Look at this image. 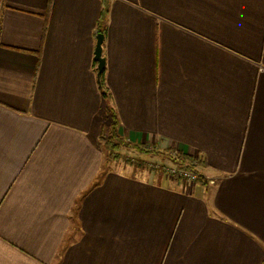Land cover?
<instances>
[{"label": "crops", "instance_id": "crops-1", "mask_svg": "<svg viewBox=\"0 0 264 264\" xmlns=\"http://www.w3.org/2000/svg\"><path fill=\"white\" fill-rule=\"evenodd\" d=\"M105 3L117 134L206 182L107 161ZM0 264H264V0H2Z\"/></svg>", "mask_w": 264, "mask_h": 264}, {"label": "trees", "instance_id": "trees-1", "mask_svg": "<svg viewBox=\"0 0 264 264\" xmlns=\"http://www.w3.org/2000/svg\"><path fill=\"white\" fill-rule=\"evenodd\" d=\"M107 14V7L106 3L101 10V14L99 17V21L97 24V34L104 33V21ZM97 84L101 99L104 101L107 112L110 113L111 117V124H110V131L108 135L100 134L99 138L103 142L104 147L107 151V161H119L121 159L120 149L121 147H126L129 149H135L139 153H146L148 150L140 146L139 144H132L131 142L124 140L121 136H119L116 132L118 126V120L116 114L114 113L113 109L110 106V94L108 92L107 86L104 80V70L97 74ZM166 154L170 155V150L164 151ZM173 163H177L184 168L194 170L195 166L192 165L193 156L182 154L179 152H174V156L170 158ZM127 163L134 164L136 167H141L140 163L135 160H125ZM196 165L200 167H204L206 164L204 163L203 159L197 156ZM203 179L199 174L197 181L201 182Z\"/></svg>", "mask_w": 264, "mask_h": 264}, {"label": "rangeland", "instance_id": "rangeland-1", "mask_svg": "<svg viewBox=\"0 0 264 264\" xmlns=\"http://www.w3.org/2000/svg\"><path fill=\"white\" fill-rule=\"evenodd\" d=\"M111 122L112 121H111L110 113L106 112L104 122L101 123L100 134L108 135V133L110 131ZM132 144H134V143H132ZM145 149L148 150L146 153H139L135 149H129L126 147H121V149H120L121 159L119 161L108 160V162L110 164L113 163V164L120 165V166H124V165L134 166L135 168H138L141 170H153V171L157 172L158 174H161L162 176H164L166 178H169V179L175 180V181H179V182L190 181V182L195 183V182H197V178H198L199 174L201 175V177L203 179L202 181H204V182L207 181L202 176V174L200 173L201 167L196 165L197 156H193V161L191 163L192 165L195 166L194 170H191V169L187 170V168H184L183 166H180L177 163L172 162V160L170 158L174 156V152L173 153L170 152V155H168L164 151L156 152V151H153L151 148H145ZM106 153H107V151H106ZM156 154L158 155V157L154 156ZM125 160L138 161L140 163L141 167H139V166L136 167L134 164L127 163V161H125ZM168 168H174L175 170L178 168L179 169L182 168V170L185 169L186 171H188V173H191L190 171H192L195 174V178H192V177L187 178V177H185L186 175H178L177 171H174V172L167 171V170H169Z\"/></svg>", "mask_w": 264, "mask_h": 264}, {"label": "water", "instance_id": "water-1", "mask_svg": "<svg viewBox=\"0 0 264 264\" xmlns=\"http://www.w3.org/2000/svg\"><path fill=\"white\" fill-rule=\"evenodd\" d=\"M103 34L98 33L96 35V42L93 52V59L96 61L97 74L103 70L104 58L101 56V43H102Z\"/></svg>", "mask_w": 264, "mask_h": 264}, {"label": "built area", "instance_id": "built-area-1", "mask_svg": "<svg viewBox=\"0 0 264 264\" xmlns=\"http://www.w3.org/2000/svg\"><path fill=\"white\" fill-rule=\"evenodd\" d=\"M1 4H2V0H0V5ZM168 169L169 170H167V171H170V172L177 171L178 175H186L185 177H187V178H190V177L195 178V174L192 171H190L191 173H188V171H186L185 169L182 170V168L181 169L178 168L176 170L174 168H168ZM210 182H212V180H210Z\"/></svg>", "mask_w": 264, "mask_h": 264}]
</instances>
